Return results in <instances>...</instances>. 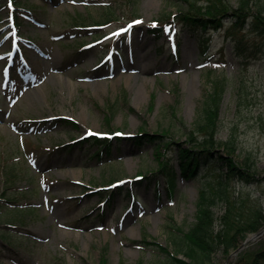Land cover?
<instances>
[{"label": "rangeland", "instance_id": "obj_1", "mask_svg": "<svg viewBox=\"0 0 264 264\" xmlns=\"http://www.w3.org/2000/svg\"><path fill=\"white\" fill-rule=\"evenodd\" d=\"M107 2L21 0L9 7L0 0V264H101L102 255L108 264H153L163 258L157 244L168 243L171 225L187 229L195 221L201 190L222 170L213 162L192 179L179 173L171 197L157 172L156 145L139 148L135 137L158 133L185 143L216 76L227 78L218 138L236 130V159L251 153L258 178L231 179L230 190L249 197L247 204L261 203L264 214V38L242 31L253 46L244 62L229 20L206 33L180 23L173 35L165 29L154 36L150 22L178 13L184 1H124L113 22L98 24ZM134 18L141 23L118 36ZM202 46H209L207 53ZM89 132L113 134L110 150L97 155L100 146ZM166 155L179 171L177 153ZM139 174L145 177L137 186ZM114 179L123 182L114 185ZM215 208L221 215L222 206ZM262 229L216 259L229 264L242 245L263 248Z\"/></svg>", "mask_w": 264, "mask_h": 264}, {"label": "trees", "instance_id": "obj_2", "mask_svg": "<svg viewBox=\"0 0 264 264\" xmlns=\"http://www.w3.org/2000/svg\"><path fill=\"white\" fill-rule=\"evenodd\" d=\"M20 1L13 0L14 4H19ZM124 1L128 3L132 0H108L105 19L98 24L113 22L118 16L120 4ZM181 1H184V5L178 13H163L154 19L152 23L155 26L152 30L155 34L159 33L164 24L181 22L199 32L202 29H222L226 24L225 21L229 20L231 25L228 27V32L234 38V50L244 62V59L248 58L245 55L247 47L253 49V46H247L244 42L242 31L248 29L264 38V0H237L234 5L230 0ZM226 86L225 76H216L213 79L212 87L204 93L192 128L188 129L185 135L187 140L185 143L172 141L167 135L158 133H142L135 137L139 148H143L147 143L156 145L155 152L159 161L157 172L164 179L171 197L175 194L179 173L185 178L192 179L201 170L211 168L213 162L219 164L222 170L215 179L208 181V186L201 190L195 221L187 229L170 226L168 243L157 244L163 251V258L153 264H221L216 259V254L220 250L228 255L249 233L257 232L264 227L261 203L247 204L249 197L239 199L230 190L231 179L236 178L246 183H253L258 178L252 170L256 162L251 153L244 155L242 161L236 159L235 155L239 148L236 130L233 129L225 140L218 138L219 112ZM239 97V102H243L244 97L241 92ZM59 121L67 125H77L66 118H60ZM167 131L168 129L163 132ZM93 142L100 146L96 154L101 156L102 150H110L113 144L112 140L99 138L93 139ZM221 147L224 153L218 149ZM166 150L177 153L179 171L173 163V158L166 155ZM149 178V185H151L154 181L151 177ZM136 182L137 186H140L143 180ZM218 205L222 206L221 215L215 210ZM100 263L108 264L104 255ZM139 264L145 263L141 261ZM229 264H264V247L255 251L243 248L239 251L236 260L230 261Z\"/></svg>", "mask_w": 264, "mask_h": 264}, {"label": "snow or ice", "instance_id": "obj_3", "mask_svg": "<svg viewBox=\"0 0 264 264\" xmlns=\"http://www.w3.org/2000/svg\"><path fill=\"white\" fill-rule=\"evenodd\" d=\"M9 7H11V3H9ZM135 23L138 24V23H141V21H136ZM153 26H155V25H153ZM128 27L131 28L132 25H129ZM121 31H125V32H126L127 29H123V30H121ZM117 34H119V33H117ZM88 135H97V134H96V133L89 132ZM117 135H120V134H117Z\"/></svg>", "mask_w": 264, "mask_h": 264}, {"label": "water", "instance_id": "obj_4", "mask_svg": "<svg viewBox=\"0 0 264 264\" xmlns=\"http://www.w3.org/2000/svg\"><path fill=\"white\" fill-rule=\"evenodd\" d=\"M262 232L263 231H260V232H258V233H255V234H250V236H249V238H254V237H256V236H258L259 234H262ZM244 245V244H243ZM243 245L242 246H240V248H242L243 247Z\"/></svg>", "mask_w": 264, "mask_h": 264}]
</instances>
